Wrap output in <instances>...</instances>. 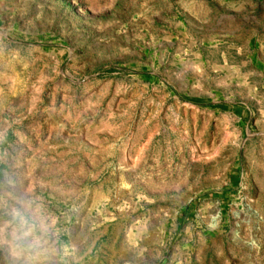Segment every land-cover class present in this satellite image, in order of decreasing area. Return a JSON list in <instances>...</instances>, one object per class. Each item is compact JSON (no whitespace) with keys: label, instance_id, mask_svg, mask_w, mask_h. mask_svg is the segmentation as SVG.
Masks as SVG:
<instances>
[{"label":"rangeland","instance_id":"374dc122","mask_svg":"<svg viewBox=\"0 0 264 264\" xmlns=\"http://www.w3.org/2000/svg\"><path fill=\"white\" fill-rule=\"evenodd\" d=\"M0 264H264V0H0Z\"/></svg>","mask_w":264,"mask_h":264}]
</instances>
